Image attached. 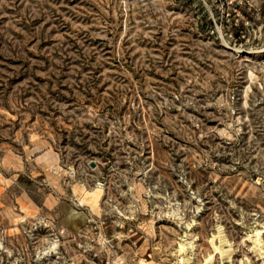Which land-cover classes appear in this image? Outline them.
I'll return each mask as SVG.
<instances>
[{
  "label": "rangeland",
  "instance_id": "1",
  "mask_svg": "<svg viewBox=\"0 0 264 264\" xmlns=\"http://www.w3.org/2000/svg\"><path fill=\"white\" fill-rule=\"evenodd\" d=\"M0 264H264V0H0Z\"/></svg>",
  "mask_w": 264,
  "mask_h": 264
},
{
  "label": "crops",
  "instance_id": "2",
  "mask_svg": "<svg viewBox=\"0 0 264 264\" xmlns=\"http://www.w3.org/2000/svg\"><path fill=\"white\" fill-rule=\"evenodd\" d=\"M75 229H77V228H75Z\"/></svg>",
  "mask_w": 264,
  "mask_h": 264
}]
</instances>
